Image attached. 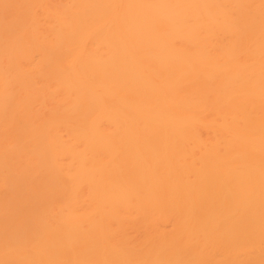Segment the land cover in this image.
Segmentation results:
<instances>
[{"label":"bare ground","instance_id":"6f19581e","mask_svg":"<svg viewBox=\"0 0 264 264\" xmlns=\"http://www.w3.org/2000/svg\"><path fill=\"white\" fill-rule=\"evenodd\" d=\"M0 264H264V0H0Z\"/></svg>","mask_w":264,"mask_h":264}]
</instances>
